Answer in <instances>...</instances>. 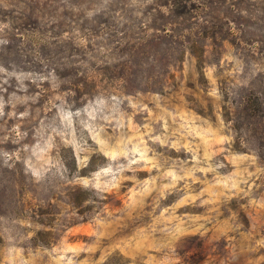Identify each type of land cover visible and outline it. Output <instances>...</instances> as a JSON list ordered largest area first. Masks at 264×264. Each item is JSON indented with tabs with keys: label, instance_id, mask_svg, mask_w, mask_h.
Here are the masks:
<instances>
[{
	"label": "rangeland",
	"instance_id": "obj_1",
	"mask_svg": "<svg viewBox=\"0 0 264 264\" xmlns=\"http://www.w3.org/2000/svg\"><path fill=\"white\" fill-rule=\"evenodd\" d=\"M0 264H264V0H0Z\"/></svg>",
	"mask_w": 264,
	"mask_h": 264
}]
</instances>
